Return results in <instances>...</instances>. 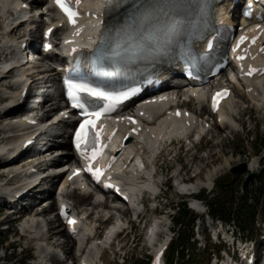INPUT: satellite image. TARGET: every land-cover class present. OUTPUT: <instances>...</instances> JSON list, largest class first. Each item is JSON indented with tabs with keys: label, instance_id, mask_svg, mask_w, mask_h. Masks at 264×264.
I'll use <instances>...</instances> for the list:
<instances>
[{
	"label": "rangeland",
	"instance_id": "obj_1",
	"mask_svg": "<svg viewBox=\"0 0 264 264\" xmlns=\"http://www.w3.org/2000/svg\"><path fill=\"white\" fill-rule=\"evenodd\" d=\"M40 25L41 26H39L38 29H40L42 25L45 24L44 22H41ZM4 29L5 27L3 22H0V41L5 39ZM220 80L221 81H219V83H223L224 81L229 82L226 81V78L224 77H222ZM12 82L14 81L7 79V83ZM19 88L20 86L18 87L17 84L14 89L10 90V92L18 91ZM0 89V94H2L1 96H4L5 93L7 95L5 88L2 87ZM233 89L234 97L231 102L227 103L228 105L224 107L227 117L226 122L230 130L226 129L225 124L218 128V126L214 124L216 122L213 119L214 125L212 126V130L209 132L210 134L204 139V141L200 143V145L196 146L198 152H195L194 148L189 149V145L185 142L182 145L180 142H176L174 146H170L172 149L170 150L169 148L167 150V154H163V156L158 159L155 165L157 171L156 181H167L168 186H162L161 193L159 194L158 198H145L144 207L139 206V210L145 213L143 222L139 225H133L131 233L127 235L123 234L120 237V243L118 244L119 247H114V251L117 253L116 256L118 258V262L116 261V258L112 257L111 252L108 250L104 252V259L107 264H122L123 258H132L131 264L144 262L151 253L152 249V247H149L148 241L145 238L146 227H148L153 221H157L162 217H164L165 220V226L160 230L163 231V234L162 236H159L158 233L154 239V243L158 244L160 243V240L162 242L165 239L167 236V229L173 226L172 218L176 213L175 205L185 198V200L188 202L187 206L190 209L191 198H186V195L182 193L178 185V182L181 178L191 181L190 184H201L208 188H210L211 183L214 185L216 184L217 187H214L211 191L205 189L202 194L207 195L208 198H229L232 201L233 208L239 209V211L242 212L241 218L246 221L248 219H252L250 217L253 216V221L255 222L253 229L255 230L256 228L257 231H261V237L258 239L254 238L252 241L254 242L255 246L258 247L259 256H262L261 247H264L262 240L264 237V224H262L263 215L258 207L255 208V199L262 200V198H264V146L261 147L260 144L261 141L264 142V103L260 102V99L254 97H251V100H248L241 90L235 87H233ZM203 104H205V102ZM203 104H195L194 109L199 110ZM204 108L205 105L202 109L204 110ZM205 112L208 113L207 106ZM0 137H5L4 132H1ZM17 139L18 136H15L14 138L12 137L8 139L7 142L13 143ZM62 141L65 142L63 139ZM200 146L201 150L198 149ZM261 148L262 150L259 151ZM239 158L241 159V162H238L240 160ZM254 159L257 160L258 165V168L254 172L256 177L251 181L246 190H242V181L246 175H242L236 180L232 181L229 171L219 176L215 181L209 182V177L211 174L215 173L216 169L219 170L223 168L226 165L225 163L228 161L234 162L235 160H238V164L236 162L232 164V166H237L242 163H246L248 165V163ZM57 165L58 164H53L50 166ZM181 166L183 167L184 171L181 172L179 176L175 177L177 179L172 178L177 172H179ZM68 197L79 202V208L81 210L84 209V207H87L91 212L93 211L91 216L94 219H104L105 216L111 214L109 211L105 212V207H91V205L94 204L92 202L97 199L96 197L93 198V200L91 199V203L86 202L84 204L82 202V198L76 194L68 195ZM243 198L250 199V201H248V206L250 209L243 208V205H241ZM146 201L148 204H146ZM114 204L121 208V205L118 202ZM199 208L200 210H193V213L197 215V219L194 222V238L191 240V242L196 243V247L199 252V256H197L198 262H203V259L200 258V256L202 252H205L206 257H211V262L209 264H214L213 249L217 248L215 245L224 242L228 243L230 241V237L234 233L235 236L233 235V237L235 239L242 237L243 234L236 233L233 226L223 225L217 221H209L206 217L207 207L202 204L199 205ZM0 210L1 221L6 216V211L4 212L2 209ZM112 217L113 219L120 218L123 221L128 220L129 223L132 219L128 212L126 214H122L120 210H115L112 213ZM10 221L13 220L8 219L6 223L0 222V264L38 263L37 259L39 256H37V251L35 249L36 243L34 242H39L40 244H42V242L33 240L31 241L33 243H31L28 241V239L19 240L18 236L21 232L18 229V226L10 224ZM143 223L145 227H142ZM7 224L10 226L8 230H6ZM57 228H59V226H57ZM180 228L188 234L186 225H182ZM100 229L101 231L104 230L103 224L100 225ZM38 231V234H41L44 232V229L43 231H40V229ZM128 231H130V229H128ZM137 236L138 238H136ZM207 236L209 238L208 241ZM63 237L64 236H62V233L58 235V238ZM137 241L138 244H136ZM13 247L15 249H13ZM52 248L56 249L54 246H52ZM58 249L62 252V254L59 252V256L66 258L64 257L66 255H64L63 251L60 248ZM73 252L76 254L75 251ZM165 260H169V256H167V254ZM76 261L77 260L75 259V262ZM63 262L64 264H72L74 259H64ZM257 262L259 264H264L260 262V257L258 258Z\"/></svg>",
	"mask_w": 264,
	"mask_h": 264
},
{
	"label": "snow or ice",
	"instance_id": "obj_2",
	"mask_svg": "<svg viewBox=\"0 0 264 264\" xmlns=\"http://www.w3.org/2000/svg\"><path fill=\"white\" fill-rule=\"evenodd\" d=\"M80 2L81 0H75V3L72 4L71 0H56L58 6L67 14L73 24L76 23L75 18L79 14L75 10V6ZM129 3L130 0H102V6L110 15L120 12ZM208 7L209 0H200V14H204ZM192 9L193 4L186 3L185 0H132L127 14L121 18L120 22L115 25H105L94 53L95 61L104 63L112 61L116 57L125 59L129 53L149 57L157 53L167 55L172 51L173 46L183 47L181 37L194 34L199 24L198 20L192 18ZM48 31L50 33L51 29ZM79 31L80 29H77V32ZM245 39L247 37L242 36L240 42L242 43ZM66 43H71V41H66ZM211 46L209 44V47ZM239 59L242 60L244 57L241 56ZM255 71L257 69H252L248 74L251 75ZM67 83L68 97L72 101L73 107L80 109L81 115L86 117L76 131V147L80 155L88 161L87 171L92 172L98 180L103 170L93 169L91 166V162L99 155L96 146L99 143L100 133L95 130L96 120L103 112L113 110L122 100L134 95L137 89H131L117 96L98 87H92L88 83H73L70 79ZM81 94L99 98L106 102L105 106L99 110L90 111V105L85 103ZM223 94L217 93L213 97V109L216 107L217 97H221ZM89 149H91V154H89ZM100 151H102V147ZM78 173L79 169L75 174ZM106 186L115 187L114 185ZM117 191H119L118 188ZM70 223L75 224V220H71Z\"/></svg>",
	"mask_w": 264,
	"mask_h": 264
},
{
	"label": "bare ground",
	"instance_id": "obj_3",
	"mask_svg": "<svg viewBox=\"0 0 264 264\" xmlns=\"http://www.w3.org/2000/svg\"><path fill=\"white\" fill-rule=\"evenodd\" d=\"M13 1L14 0H0V3H3L5 7L11 9L13 7V5H14ZM221 7L222 8L220 9V16L222 17V15L225 14L226 15V20H227L229 18V15L233 11H229L228 12L227 10H225L224 9V7H225V3L224 2L221 4ZM40 19L43 20L42 18H40ZM12 24L13 23H11V25ZM18 28L16 27V25L10 26V28H9L10 31L9 30L8 31H9V34H10L11 37H15L16 36V34L19 32ZM38 33H39V30H35L33 32H29L27 35H28L29 39H32V38H35V36ZM7 73L8 74L6 75L5 71L4 72H0V88L3 87V88H5V90H7L9 88V89L12 90V89L15 88V86L17 85L18 81H14L12 83H7V78L10 77L9 75L13 74L14 71L11 70L10 72L8 71ZM11 76L14 77V75H11ZM224 77H226V76H224ZM10 78H12V77H10ZM261 79L253 80L254 83L250 82L248 80H247V82L255 87L253 89L254 91H258L256 86L259 85V83L261 82L260 81ZM36 80H38L37 76L34 77L33 83ZM226 81H228L227 78H226ZM20 88H21V86H20ZM2 92H3V90H2ZM20 92H21V89H20L19 93ZM12 93H14V92L12 91ZM1 95L2 94H0V99L8 97V96H1ZM9 95H11V94H9ZM232 95L234 96V91H232ZM203 96L204 95L202 93L200 98H202ZM233 96L226 103H229L231 101V99L233 98ZM251 97H253L252 94H248L247 95V98H251ZM261 98L264 99V94L262 92H261ZM203 106H202V108H203ZM54 108H55V106H53V108L51 106V108H50V110L48 112H50ZM19 109H20V107L10 108V109L6 110V112L4 113L3 116H0V133L1 132L2 133L3 132L6 133L7 131H11V130L17 128V126H18V125H16L17 123L14 124L13 122H11V120L14 117H17V115H20V116L23 115V114H21V111ZM60 109H62V108H60ZM205 110H206V107L204 108V111ZM226 118L227 117L224 114V123H222L220 125L215 123V125L218 126V128H219L220 126L225 124L226 125V129L230 130V128H229V126H228V124L226 122L227 121ZM39 119H41V118H39ZM168 126H169V128H170V126H173V127H171L172 130H170V135H172L173 133L179 134L180 132H183L180 129V125L178 124V122H177V124H172V125H170V123L162 122V124L159 127H156V126L154 128L150 127V129H151L150 133L153 134V135H156V136L158 134H161V139L163 140V139L169 137V135H167L165 133L166 130H168ZM49 137H50V139L59 138L57 133H54V134L50 135ZM8 139H10V138H7L5 142H7ZM1 142H4V140H2ZM147 144L150 147H153L155 144H157V142L155 140L150 139L149 141H147ZM62 146L69 147V143H67V145H66V143H64V144H62ZM133 146H134L133 149L139 151L138 146H136V143H133ZM45 152L47 153V152H49V150H47ZM9 153H10V151H9ZM12 156H15V157L12 158V159H8L11 156L7 157V158H4V156H3V157L0 158V181H3V183H4V184H0L1 187L8 186L11 182H13L15 179L18 178L19 174L13 173L14 172V168L23 169L26 165H28L33 160V157L28 156V150L24 151V150L21 149V147H17V150L14 152V154ZM237 161L238 160H235L234 162L228 161L227 163H225L226 164L225 166L223 164V166H224L223 168H221L219 170L216 169L217 171L214 169L215 173L211 174V176L209 177V180H210L209 182L215 181L219 176H221L222 174L226 173L230 169V167L232 166L233 163L236 162L238 164V162H241V159L238 162ZM60 167H61V165L49 166L50 169H56V168H60ZM247 168H248V171L250 173H254L256 171V169L258 168L257 160L254 159L250 163H248V167ZM176 176H178V175H174L172 178L177 179V178H175ZM133 180H134L133 181V186H134L133 188L136 191H142L143 189H150V188H153L155 186L149 180H142V179H133ZM196 185H199V184H189V185H187L185 190L189 192ZM1 198H2V193L0 192V199ZM3 199L4 198H2L1 201ZM91 199H93V196L92 195H88L86 197H82V202H83V204L86 203V202L91 203ZM112 202H114V201H112ZM93 203L94 204L91 205L92 207H96L98 205H101L99 203L97 204L96 202H93ZM40 204H41V202L39 203V205ZM52 206H53V203L51 205H49V206H46V207L43 206L41 208H39V206L37 204L30 205L27 208H22L20 211H18L16 216L14 217V219L17 222H21L22 224L27 223V222H31L32 230L28 229L27 232L33 236L31 241H33V240L36 241L37 240V241H41L42 242L41 248L39 250V253L41 255L44 254V252L47 249V247L52 248V246H54V247H56V249L60 248L63 251L64 255H66L65 257H66L67 260L75 259L76 256H75V254L72 251L73 250V246H72L73 242H71L68 239L67 234L65 232H62V231H57V227H56V222L55 221L46 219L45 221L42 222L40 220L41 217H45L46 215H49L51 213V212H49V210L52 208ZM103 206L107 207L108 204L105 203ZM126 207H127L126 209H128V206H126ZM110 208L113 209L112 206ZM0 209H2L1 206H0ZM194 210H200L199 205L195 204L194 205ZM123 213L126 214L127 211L124 210ZM10 218H11V216L7 215L0 222H4L5 220H8ZM152 223H154V221ZM152 223L149 224L150 228L153 225ZM155 224L164 227L165 226L164 217H162L161 219L157 220L155 222ZM45 228H46V230H45ZM39 229H40V231L42 229H44V232H42L41 234H38V232H39L38 230ZM160 232L161 233L159 234V236H162L163 231H160ZM60 233H62V236H64L66 238L65 241H60V238H58V235ZM22 237H25V234H22L21 238ZM159 242L161 243V240ZM153 246H157V244H155ZM84 252H85V250H83V253ZM40 254H38V255H40ZM45 258H46V260L48 262H50V264H64L63 260L59 256V254H57L54 251L51 252L50 254H48V256H45ZM37 260H38V263L36 262L35 264H46L45 262H42L40 260V258H38ZM72 264H76L75 261L72 262Z\"/></svg>",
	"mask_w": 264,
	"mask_h": 264
},
{
	"label": "trees",
	"instance_id": "obj_4",
	"mask_svg": "<svg viewBox=\"0 0 264 264\" xmlns=\"http://www.w3.org/2000/svg\"><path fill=\"white\" fill-rule=\"evenodd\" d=\"M260 144L261 147L264 146L263 141H261ZM260 150H262V148L259 149V151ZM201 200L206 203L208 215L211 219L219 220L225 224H231L237 229L238 232L245 236L253 235V233L257 232L256 228L255 230L253 229L255 223L253 221V216L250 217L252 219H248L247 221L241 218L242 212H240L239 209L233 208L232 201L229 198H208L207 195H203ZM248 201H250V199L243 198V202L241 204L243 205V208L250 209L248 206ZM175 207L177 211V218H173L174 223H179L182 225L185 224L187 227H189L194 221L195 214L188 208L185 201L177 203ZM257 207L259 208L260 212H262V224H264V198H262V200L255 199V208ZM188 231V234L181 232L178 243L170 253V264H173L174 262H178L179 264H206L209 261L206 260L207 258L205 253H202L200 256L204 263L197 261V256H199V253L196 252V247L190 242L192 239V229H189ZM137 264H146V262Z\"/></svg>",
	"mask_w": 264,
	"mask_h": 264
},
{
	"label": "water",
	"instance_id": "obj_5",
	"mask_svg": "<svg viewBox=\"0 0 264 264\" xmlns=\"http://www.w3.org/2000/svg\"><path fill=\"white\" fill-rule=\"evenodd\" d=\"M247 173H249V171H248L246 163L239 164V165L234 166L230 169V174L232 175V181L236 180L241 175L247 174ZM255 177H256V174H254V173H249L248 175H246L245 179L242 182V189L246 190L247 187L249 186V184L251 183V181Z\"/></svg>",
	"mask_w": 264,
	"mask_h": 264
}]
</instances>
